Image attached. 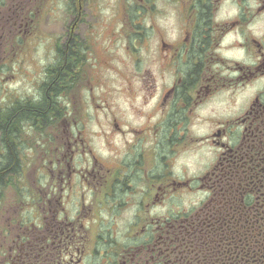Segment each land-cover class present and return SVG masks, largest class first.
Listing matches in <instances>:
<instances>
[{
  "label": "flooded vegetation",
  "instance_id": "flooded-vegetation-1",
  "mask_svg": "<svg viewBox=\"0 0 264 264\" xmlns=\"http://www.w3.org/2000/svg\"><path fill=\"white\" fill-rule=\"evenodd\" d=\"M74 1L65 64L72 52L83 60L73 33L85 7L95 12ZM103 11L106 33L139 42L154 70L143 124L112 113L110 134L135 136L107 160L89 127H63L43 179L21 188L42 216L1 232L12 264H264V0H118Z\"/></svg>",
  "mask_w": 264,
  "mask_h": 264
},
{
  "label": "rangeland",
  "instance_id": "rangeland-1",
  "mask_svg": "<svg viewBox=\"0 0 264 264\" xmlns=\"http://www.w3.org/2000/svg\"><path fill=\"white\" fill-rule=\"evenodd\" d=\"M112 1L118 0H91L95 12L91 13L88 7L83 11L85 24L79 32L73 33L79 38V49L83 54L78 76H74L75 85L70 83L71 92L61 95L68 101L67 104H61L58 97L55 98L54 102L60 109L59 119H54L55 124L48 127L44 135L30 129L29 133H24L21 150L26 177L21 176L20 182L17 179V186L4 189L0 232L8 230L13 221L25 224L38 221V217L42 216V209L38 208L34 215L31 199L22 196L21 188H27L29 183H40L43 179L44 159L50 141L55 144L54 147L61 142L65 125L74 127L69 129L72 133L77 131L75 127H89L85 136L91 135L92 148L99 157L107 160L111 153L124 151L125 142L132 141L135 136L130 133L110 134L108 127L112 113L121 116L123 124H143V77L146 71L154 73V70L143 68L139 42L131 44L128 39H120L119 32L106 33L104 26L107 25L109 12L103 9ZM98 4L102 6L99 10ZM75 6L74 0H0V122L13 104L21 102L24 106L27 101L40 102L44 100L46 91L49 93L52 75L55 73L57 76L62 63L61 51L66 36H72L76 23ZM118 19L112 25L117 26ZM41 46V55L45 58L52 50L57 53L56 64L49 68L47 82L42 84L35 79L40 72L37 53ZM28 88L36 90L41 99L36 101ZM150 110L151 107H147V111ZM100 128H105V133H101ZM202 152L197 151L194 156L197 171ZM4 155L6 149L0 132V162Z\"/></svg>",
  "mask_w": 264,
  "mask_h": 264
},
{
  "label": "trees",
  "instance_id": "trees-1",
  "mask_svg": "<svg viewBox=\"0 0 264 264\" xmlns=\"http://www.w3.org/2000/svg\"><path fill=\"white\" fill-rule=\"evenodd\" d=\"M79 54L82 56L81 50H79ZM76 55L72 52L67 64H65L61 56L62 63L58 67L59 73H57V76L53 73L49 87L50 91L49 93L46 91L44 100L35 103L27 101L24 106L21 105V102H17L9 108V112L1 117L0 132L2 134L3 145L6 149V155H4L0 162V208L3 207L1 203L4 199V189L10 186L15 187L18 179L17 175L19 176L22 173L23 161L21 148L23 147L22 139L24 133H26V130L30 126H33L39 135H43L48 127L55 124L54 119H59L58 113L60 109L58 110V106H56L54 100L62 94L71 92L69 88L70 83L73 86L75 85L74 76H78L79 65L81 64L80 58H77ZM76 72L77 74L74 75ZM1 232L0 264H12L9 247L1 242Z\"/></svg>",
  "mask_w": 264,
  "mask_h": 264
},
{
  "label": "clouds",
  "instance_id": "clouds-1",
  "mask_svg": "<svg viewBox=\"0 0 264 264\" xmlns=\"http://www.w3.org/2000/svg\"><path fill=\"white\" fill-rule=\"evenodd\" d=\"M42 52H43V48L41 46L40 51L37 53L40 72L35 77L36 82L41 83V84L47 82L48 70L50 67L55 66V64H56L55 57L57 56V53L55 52V50H52L46 58L43 55H41ZM28 92H29V94H31L34 97V99L36 101H39L41 99L39 93L36 90H34L33 88H28ZM57 100L61 104H67L68 103V101L62 96L58 97Z\"/></svg>",
  "mask_w": 264,
  "mask_h": 264
}]
</instances>
